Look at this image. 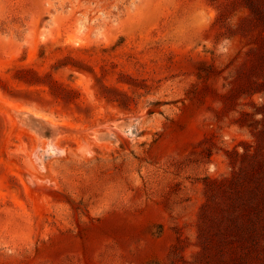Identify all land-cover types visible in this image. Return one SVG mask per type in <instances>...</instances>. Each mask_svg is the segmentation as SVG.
<instances>
[{
	"label": "rangeland",
	"instance_id": "374dc122",
	"mask_svg": "<svg viewBox=\"0 0 264 264\" xmlns=\"http://www.w3.org/2000/svg\"><path fill=\"white\" fill-rule=\"evenodd\" d=\"M261 163L264 0H0V264H264Z\"/></svg>",
	"mask_w": 264,
	"mask_h": 264
},
{
	"label": "trees",
	"instance_id": "16d2710c",
	"mask_svg": "<svg viewBox=\"0 0 264 264\" xmlns=\"http://www.w3.org/2000/svg\"><path fill=\"white\" fill-rule=\"evenodd\" d=\"M258 165H260L261 168L264 167V163H261V164H258ZM257 186H258L259 188H264V179H261V180L257 183Z\"/></svg>",
	"mask_w": 264,
	"mask_h": 264
},
{
	"label": "bare ground",
	"instance_id": "6f19581e",
	"mask_svg": "<svg viewBox=\"0 0 264 264\" xmlns=\"http://www.w3.org/2000/svg\"><path fill=\"white\" fill-rule=\"evenodd\" d=\"M48 146H49V145H48ZM51 146H52V145H51ZM49 148H50V147H49ZM50 150H51V151L57 150V147H56V146H52Z\"/></svg>",
	"mask_w": 264,
	"mask_h": 264
}]
</instances>
